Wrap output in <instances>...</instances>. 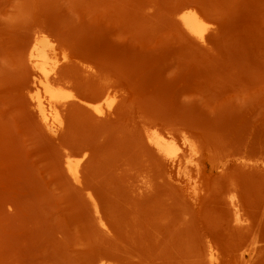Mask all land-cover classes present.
I'll use <instances>...</instances> for the list:
<instances>
[{
  "label": "rangeland",
  "instance_id": "rangeland-1",
  "mask_svg": "<svg viewBox=\"0 0 264 264\" xmlns=\"http://www.w3.org/2000/svg\"><path fill=\"white\" fill-rule=\"evenodd\" d=\"M0 15V264H264V0Z\"/></svg>",
  "mask_w": 264,
  "mask_h": 264
},
{
  "label": "bare ground",
  "instance_id": "bare-ground-1",
  "mask_svg": "<svg viewBox=\"0 0 264 264\" xmlns=\"http://www.w3.org/2000/svg\"><path fill=\"white\" fill-rule=\"evenodd\" d=\"M192 14V13H191ZM193 15V14H192ZM195 16V15H194ZM194 16H191L190 17V26H194V24H195V22H196V18L194 17ZM192 32V31H191ZM41 70H42V68H41ZM42 72H43V70H42ZM45 73V72H44ZM43 75H45V74H43ZM44 77V76H43ZM46 78H48V77H46ZM41 80V79H40ZM39 81V80H38ZM40 86L42 87V89H43V91H44V93H45V95H46V97L48 98V102H50V104H51V106H52V103H53V100H55L56 102H57V98H64V97H68V96H70V93L68 92V91H66V90H63V89H61V88H58L57 86H54V84H52L50 81H49V79H42L41 81H40ZM101 95V94H100ZM99 96V95H98ZM59 100V99H58ZM67 100V99H66ZM60 101V100H59ZM74 101V100H73ZM50 106V107H51ZM49 107V108H50ZM102 108V107H101ZM50 111H51V109H50ZM101 112H102V110H101ZM59 116H60V113H59V111L57 110V109H55L54 107H52V111H51V117L54 119V120H59ZM59 121H61V119L59 120ZM62 122V121H61ZM159 138V137H158ZM158 143H160L159 141H158ZM182 143V142H181ZM157 145V144H156ZM170 145V144H169ZM162 146V145H161ZM162 148V147H161ZM169 148V147H168ZM170 150V149H169ZM174 151V150H173ZM166 153H167V151H166ZM168 153H170V152H168ZM183 156V155H182ZM183 158V157H182ZM69 160V159H68ZM76 160V159H75ZM180 164V163H179ZM70 166V165H69ZM72 166V165H71ZM69 168V167H68ZM75 176V175H74ZM76 178H77V176H76ZM234 202V201H233ZM239 202V201H238ZM237 203V202H236ZM235 204V203H234ZM240 214V213H239ZM242 217V216H241ZM236 228V227H235ZM256 241V240H255ZM255 244H256V242H255ZM260 244H261V242H260ZM250 245L251 244H249V248H251L250 247ZM253 246V245H252ZM255 246V245H254ZM253 246V247H254ZM208 248H207V253H208V259H209V262L211 263V264H214L216 261H217V259H219L218 258V254H217V252H216V249H215V247L212 245V244H208V246H207ZM251 248V249H253L254 250V248ZM244 248L245 247H243V249L241 250V251H243L244 250ZM250 249V250H251ZM247 250V249H246ZM252 250V251H253ZM249 251V250H248ZM254 253V252H253ZM257 253V252H256ZM216 264V263H215Z\"/></svg>",
  "mask_w": 264,
  "mask_h": 264
},
{
  "label": "clouds",
  "instance_id": "clouds-1",
  "mask_svg": "<svg viewBox=\"0 0 264 264\" xmlns=\"http://www.w3.org/2000/svg\"><path fill=\"white\" fill-rule=\"evenodd\" d=\"M19 0H14V3H18ZM0 20H7V17L0 15Z\"/></svg>",
  "mask_w": 264,
  "mask_h": 264
}]
</instances>
